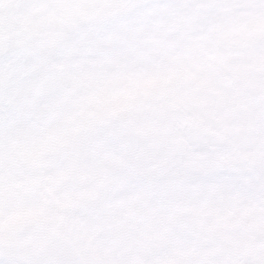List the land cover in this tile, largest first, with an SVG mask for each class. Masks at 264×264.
Returning a JSON list of instances; mask_svg holds the SVG:
<instances>
[{
    "label": "snow or ice",
    "instance_id": "obj_1",
    "mask_svg": "<svg viewBox=\"0 0 264 264\" xmlns=\"http://www.w3.org/2000/svg\"><path fill=\"white\" fill-rule=\"evenodd\" d=\"M0 264H264V0H0Z\"/></svg>",
    "mask_w": 264,
    "mask_h": 264
}]
</instances>
